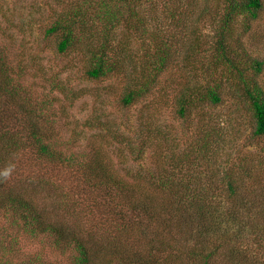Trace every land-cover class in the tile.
<instances>
[{"label":"trees","instance_id":"obj_1","mask_svg":"<svg viewBox=\"0 0 264 264\" xmlns=\"http://www.w3.org/2000/svg\"><path fill=\"white\" fill-rule=\"evenodd\" d=\"M150 1L84 0L77 1L72 8H63L57 0L59 5L53 10L55 19L45 30L46 36H56L58 50L64 54L75 50L82 36L79 34L85 33L88 25H95L96 31L103 33L104 37L100 45L87 47L91 66L86 75L90 79H100L116 71L124 72L119 59H128V54L133 57L130 49L132 34H140L141 39L147 35L149 42L142 39V53L136 61L134 74H131L133 84L127 88L123 98V104L133 105L164 74L178 66L180 58L177 55L182 53L181 42L171 41L163 35L156 36L148 28V20L141 15L139 7ZM262 10V0H224L216 15L219 17L216 42L210 56L204 57L209 58V62L202 67L204 73L201 80L190 72L189 78L196 81L180 83L183 89L176 94L173 105L181 118H188L199 106L220 105L225 100L242 97L240 101H246L254 118V137L264 139V88L258 78L249 75L247 70L248 63H251V70L260 73L263 62L249 60L244 49L239 50L232 44L236 19L243 16V23L248 29L251 22L259 21ZM121 32H125L126 40L121 38ZM0 33H3L1 28ZM197 43L196 46H186L188 58L184 63L190 57L194 60L195 52L201 54L206 51L204 40L197 39ZM122 49H128V54L118 58L117 54ZM6 52L7 49L0 47V168L10 169L9 177L14 176V170L17 171L14 161L30 145L25 142L29 136L21 135L28 128L42 165L77 167L91 187L89 193L94 196L92 192L96 189L102 197L105 195L114 200L117 207L104 211V222L111 226L109 233L97 228L87 237L82 234L83 227L77 233L72 231L71 236L66 238L69 229L65 224L54 221L68 217L66 204H61L63 197L59 195L63 192L62 187L50 181L58 197L54 200L59 202L54 203L52 218L45 224L43 209L31 203L28 186L23 181L38 189L36 194L44 197L49 194L47 179L39 176L36 183V177H27L23 181L18 177L11 182L5 178L6 173L0 171V211L4 215L19 217L24 230L29 226L32 233V224H37L43 232L55 236L58 247L63 241L69 242L75 250L72 264H264V148L258 152L259 160L256 162H253L256 154L246 151L241 155L239 170L221 171V167L224 169L225 166V162H221L219 177L222 182H215L217 198L211 190L213 181L203 177L199 171L214 170L215 167H208L205 161L210 158L216 161L226 152L223 129L212 121L201 122L200 127L197 125L191 147L173 138L169 154L166 153L173 159L170 169L146 171L148 180L140 178L147 184H144L145 181L128 184L115 178L111 180L109 176L100 179L98 173L102 162H87L98 158L97 154L66 153L60 150L54 137L44 135L38 128L31 115L44 119L43 109L50 101H42L31 108L28 127L21 121L19 109L27 111L26 108H29L28 104L21 103L26 102V96H22L25 88L15 81L16 74L10 67ZM192 63L195 62L189 64ZM237 133L242 134L240 130ZM147 137L152 140L153 135L148 134ZM164 138V141H172L168 133L164 134ZM239 138L237 136L232 140V147L238 145L244 149L238 142ZM180 153L183 158L177 159ZM253 166H259L258 172ZM243 176L245 181H238ZM93 178L100 180L96 182ZM129 191L131 195L123 198L122 194ZM223 195H226L225 200ZM98 204L93 205L96 207ZM86 207L93 218L105 208L102 204L95 211L90 205ZM106 236L107 240L103 241ZM97 238L100 240L95 245L93 240Z\"/></svg>","mask_w":264,"mask_h":264},{"label":"rangeland","instance_id":"obj_2","mask_svg":"<svg viewBox=\"0 0 264 264\" xmlns=\"http://www.w3.org/2000/svg\"><path fill=\"white\" fill-rule=\"evenodd\" d=\"M58 1L63 4V8H72L77 1L84 0ZM223 3L224 0H151L140 5L141 15L148 20L147 26L153 31L151 33L181 42L182 53L177 55L180 58L178 66L164 74L135 104L126 106L123 98L127 88L133 84L131 74H134L136 61L142 53V39L149 42L147 35L141 39L140 34H132L130 49L133 57L126 52L128 49H122L117 54L118 58H124L128 54V59H119L124 72L116 71L105 78L90 79L86 75L91 66L87 47L100 45L104 37L103 33L96 31L95 25H88L85 33L79 34L82 36L75 50L62 54L58 50L57 37L46 36L45 31L55 19L53 10L59 5L57 0H0V28L3 32L0 33V47L7 49V60L16 74L15 81L22 83L25 88L22 96H26V102L21 103L28 104L29 107L26 108L27 111L19 109L21 121L27 124L30 115L28 112L33 110L31 108L42 101H50L48 107L43 109L44 119L31 115L42 133L54 137L60 150L66 153L97 154L98 158L94 161L86 160L91 164L95 161L102 162L98 173L100 179L109 176L111 180L115 178L116 181L122 180L128 184L144 183L143 181L148 180L146 171L155 172L161 168L169 170L173 159L169 157L168 151L173 138L184 146L191 147L197 125L200 127L201 122L205 124L212 121L223 129L226 152L219 159L209 152L216 161L210 158L205 164L215 167L214 170L199 171L203 177L213 181L211 190L217 198L215 182H222L219 177L221 162H225L221 171L239 170L241 155L246 151L256 154L253 159L256 162L259 160L258 152L264 148V139L253 135L255 122L252 112L246 106V101H240L242 97L239 96L231 101L225 100L220 105L203 106L204 108L199 106L188 118H181L173 104L176 102V94L183 89L180 83L196 81L189 78L190 72L201 80L204 73L202 67L207 66L205 62H209V58L204 57L210 56L211 48L216 42V27L219 22L216 15ZM262 3L259 21L251 22L248 29L243 23V16L236 19L232 44L239 50L244 49L249 60L263 62L260 73L251 70V63H248L247 70L249 75L258 78L264 88V0ZM124 33L121 32V38L126 40ZM197 39L207 43L206 51L201 54L195 52L196 58L191 60L190 57L184 63L188 58L186 46H196ZM192 61L195 63L189 64ZM200 62L202 65H199ZM28 130L22 131L21 135L29 136L25 142L30 145L14 161L17 167L14 176L9 177L10 169L0 168L1 172L6 173L7 181L15 182L18 177L22 181L27 177H36L38 183L39 176L47 179L49 194L44 197L36 194L38 189L23 181L28 186L27 193L30 194L31 203L43 209V223L51 220L54 203L59 202L54 200V197H58L55 194L56 188L50 181L57 187L61 186V204H66L68 217L54 221L65 224L69 229L66 238L71 236L72 231L77 233L83 227L82 234L87 237L97 228L109 233L111 226L104 222V211L106 208L116 209L114 200L105 195L102 197L96 189L92 192L94 196L91 195V187L82 178L77 167L73 166L71 169L69 165H42ZM239 130L242 134L237 133ZM166 133L172 141H164ZM148 134L153 135L152 140L147 137ZM237 136L244 149L238 145L232 147V140ZM182 158V153L177 154V159ZM4 160L10 163L8 159ZM253 168L258 172L259 166ZM93 179L96 182L100 180ZM239 180L245 181V177ZM131 193L125 192L122 196L127 198ZM37 196L39 197L36 198ZM223 197L225 200L226 195ZM96 202L105 208L93 218L88 214L86 206L90 205L92 211L96 207L99 210V204L96 207L93 205ZM18 218L9 217L0 211V264H72L75 250L69 242L63 241L58 247L53 234L43 232L35 223L31 226L34 233L29 230V226L24 230L23 222ZM107 238L106 236L103 241ZM99 240L100 238L93 240L94 244L98 245Z\"/></svg>","mask_w":264,"mask_h":264}]
</instances>
